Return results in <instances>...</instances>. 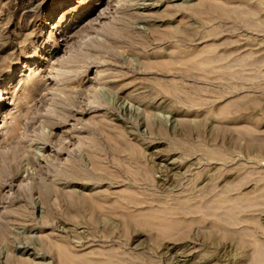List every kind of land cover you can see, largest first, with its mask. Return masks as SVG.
Masks as SVG:
<instances>
[{
    "label": "rangeland",
    "instance_id": "374dc122",
    "mask_svg": "<svg viewBox=\"0 0 264 264\" xmlns=\"http://www.w3.org/2000/svg\"><path fill=\"white\" fill-rule=\"evenodd\" d=\"M81 1L0 0V264H264V0Z\"/></svg>",
    "mask_w": 264,
    "mask_h": 264
},
{
    "label": "bare ground",
    "instance_id": "6f19581e",
    "mask_svg": "<svg viewBox=\"0 0 264 264\" xmlns=\"http://www.w3.org/2000/svg\"><path fill=\"white\" fill-rule=\"evenodd\" d=\"M74 0H65V5H68V6H71L72 4V2H73ZM99 1V0H98ZM110 1H112V0H110ZM76 5H77V3H83L81 0H79V2H74ZM64 5V4H63ZM102 5V3H99L98 4V6H101ZM26 8V7H25ZM209 8H211V7H209ZM60 8H59V6H56L54 9H52V12H51V19H53L54 18V15H55V13L57 12V10H59ZM70 11H74V9H71ZM202 11V9L201 10H199V12H201ZM75 16V15H74ZM78 18H77V20L80 18V15H78L77 16ZM50 35H52V33H50ZM52 37V36H51ZM53 38V37H52ZM196 59V58H195ZM197 61H198V59H197ZM193 62L194 63V65L196 64L197 66L198 65H200V67H202V66H207V65H205V64H209L210 62L209 61H205V62H203V63H200V61H198V62ZM192 62V61H191ZM31 63V62H30ZM29 63V64H30ZM28 64V63H27ZM26 64V66H29V65H27ZM25 66V67H26ZM209 66H210V64H209ZM52 70V69H51ZM57 73V72H56ZM9 75H10V73H9ZM11 77V76H10ZM6 79V78H5ZM8 79V78H7ZM10 79V78H9ZM11 81V80H10ZM33 83H34V81H32V80H27V82L25 83V86H29V85H33ZM1 101V100H0ZM1 105V104H0ZM216 226H218L217 228L218 229H220V228H223L224 226H222L221 227V224H218V223H216ZM229 227V226H228ZM226 227H224L223 228V230L225 229ZM229 229H230V227H229ZM63 248H65V247H63ZM62 250V249H61ZM61 257H63L64 258V260H63V264H70V260H71V258L70 257H68V254L67 255H65L64 254V252L62 253V256ZM63 258H61V259H63Z\"/></svg>",
    "mask_w": 264,
    "mask_h": 264
}]
</instances>
